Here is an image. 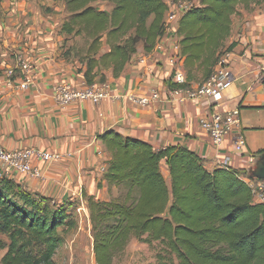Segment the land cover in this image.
I'll return each instance as SVG.
<instances>
[{
    "label": "trees",
    "instance_id": "trees-1",
    "mask_svg": "<svg viewBox=\"0 0 264 264\" xmlns=\"http://www.w3.org/2000/svg\"><path fill=\"white\" fill-rule=\"evenodd\" d=\"M97 1L63 0L66 17L60 30L83 40L87 85L104 82L108 70L117 78L139 49L151 53L169 11L164 0H100L110 11L97 8ZM262 4L264 0H199L181 14L176 36L185 86L197 74L203 81L210 77L222 55L232 50L234 45L226 42L238 9ZM103 45L107 51L97 59ZM98 139L110 156L105 184L117 195L104 201L83 195L95 264H114L131 239L160 244L176 264H264V203L254 200L243 173L208 171L201 158L183 147L155 150L113 131ZM73 206L29 194L1 178L0 251L5 252L0 264H54L62 244L59 230L75 228Z\"/></svg>",
    "mask_w": 264,
    "mask_h": 264
},
{
    "label": "crops",
    "instance_id": "crops-1",
    "mask_svg": "<svg viewBox=\"0 0 264 264\" xmlns=\"http://www.w3.org/2000/svg\"><path fill=\"white\" fill-rule=\"evenodd\" d=\"M182 13L168 11L165 31L151 53L139 49L117 78L108 70L103 72L104 82L95 80L93 84L107 86L103 101L61 107L55 98L57 87L87 86L86 62L80 52L83 40L60 30L66 17L63 0H0V148L60 157L52 162L31 160L41 173L39 179L1 167L0 179L57 204L73 203L74 209L88 215L83 195L97 201L117 195L105 184L110 156L98 139L113 131L155 150L186 148L203 160L208 171L227 168L254 180L250 173L260 158L256 153L264 150V4L251 10L240 7L232 19L226 46L234 47L221 60L233 83L218 103L181 100L172 93L173 73L184 74L176 36ZM106 51L103 45L96 58ZM24 64L32 70L28 80L20 70ZM202 82L197 74L190 86ZM153 94L158 98L151 100ZM141 98L149 99V104L139 105ZM231 112L238 113L239 124L217 146L200 121ZM161 172L167 173L165 162Z\"/></svg>",
    "mask_w": 264,
    "mask_h": 264
},
{
    "label": "built area",
    "instance_id": "built-area-1",
    "mask_svg": "<svg viewBox=\"0 0 264 264\" xmlns=\"http://www.w3.org/2000/svg\"><path fill=\"white\" fill-rule=\"evenodd\" d=\"M20 70L26 80L30 79L32 70L28 64L21 65ZM232 83L231 73L223 66V61L220 59L211 76L194 88L190 85L185 86V74L176 70L172 76V84L175 85L172 93L181 100H208L218 103L223 99L225 91L231 87ZM106 97L107 86L104 83L87 85L80 90L68 85H61L55 90V98L61 107L69 106L75 102L98 104ZM157 98V94L151 96V100ZM137 102L141 106H147L149 99L141 98ZM238 124L239 118L237 112L200 121L201 128L208 133L212 142L217 146L224 141ZM34 157L40 158L43 162L58 161L60 159L58 155L39 154L31 149L5 151L0 148V167L5 172L14 170L29 178L39 179L41 178V173L31 164V160ZM246 184L251 188L254 200L258 203H264V180L248 179L246 180Z\"/></svg>",
    "mask_w": 264,
    "mask_h": 264
},
{
    "label": "rangeland",
    "instance_id": "rangeland-1",
    "mask_svg": "<svg viewBox=\"0 0 264 264\" xmlns=\"http://www.w3.org/2000/svg\"><path fill=\"white\" fill-rule=\"evenodd\" d=\"M169 10L184 12L195 7L199 0H164ZM56 7H59L55 3ZM96 7L107 8V5L98 0ZM50 10V9H49ZM82 44V43H81ZM166 177V173L164 174ZM248 176H244L247 178ZM248 179V178H247ZM75 228L69 232L59 230L62 239L61 246L57 249L54 264H95L92 253V232L88 215L82 210L74 211ZM5 251H0V259ZM114 264H176L175 259L168 255L158 243L145 244L142 241L131 239L125 251L114 260Z\"/></svg>",
    "mask_w": 264,
    "mask_h": 264
},
{
    "label": "water",
    "instance_id": "water-1",
    "mask_svg": "<svg viewBox=\"0 0 264 264\" xmlns=\"http://www.w3.org/2000/svg\"><path fill=\"white\" fill-rule=\"evenodd\" d=\"M252 179L261 181L264 180V154L260 156L255 169L250 173Z\"/></svg>",
    "mask_w": 264,
    "mask_h": 264
}]
</instances>
